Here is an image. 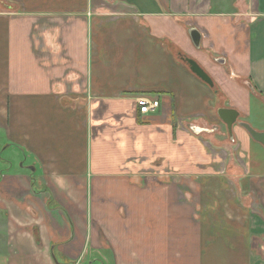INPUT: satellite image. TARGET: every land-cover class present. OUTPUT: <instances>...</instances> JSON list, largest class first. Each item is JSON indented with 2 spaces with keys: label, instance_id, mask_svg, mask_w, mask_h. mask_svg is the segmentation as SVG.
<instances>
[{
  "label": "crops",
  "instance_id": "obj_1",
  "mask_svg": "<svg viewBox=\"0 0 264 264\" xmlns=\"http://www.w3.org/2000/svg\"><path fill=\"white\" fill-rule=\"evenodd\" d=\"M219 107L264 132V0H0V264H264Z\"/></svg>",
  "mask_w": 264,
  "mask_h": 264
},
{
  "label": "water",
  "instance_id": "obj_2",
  "mask_svg": "<svg viewBox=\"0 0 264 264\" xmlns=\"http://www.w3.org/2000/svg\"><path fill=\"white\" fill-rule=\"evenodd\" d=\"M191 40L195 45H198L200 35L199 32L195 28H190L188 30ZM185 62L188 64L189 69L193 74H195L201 81L212 87L214 85L212 78L209 74L192 58L185 57ZM217 115L221 119V121L226 125L227 131L230 136H232V126L237 123L238 111L234 108L230 107H219L217 109ZM241 126H243L250 136L260 141L264 145V132L257 131L247 122L240 121L238 122Z\"/></svg>",
  "mask_w": 264,
  "mask_h": 264
},
{
  "label": "built area",
  "instance_id": "obj_3",
  "mask_svg": "<svg viewBox=\"0 0 264 264\" xmlns=\"http://www.w3.org/2000/svg\"><path fill=\"white\" fill-rule=\"evenodd\" d=\"M137 102L139 104L138 110L141 114H147L151 111H154L159 106L158 97H153L150 99L139 98V99H137Z\"/></svg>",
  "mask_w": 264,
  "mask_h": 264
},
{
  "label": "rangeland",
  "instance_id": "obj_4",
  "mask_svg": "<svg viewBox=\"0 0 264 264\" xmlns=\"http://www.w3.org/2000/svg\"><path fill=\"white\" fill-rule=\"evenodd\" d=\"M8 154H9V152L5 153L3 156H4L5 158H8V157H7Z\"/></svg>",
  "mask_w": 264,
  "mask_h": 264
}]
</instances>
